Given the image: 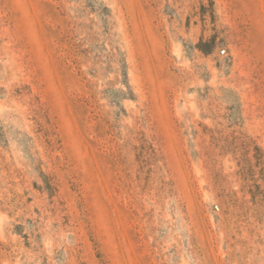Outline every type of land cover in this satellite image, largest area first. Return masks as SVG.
Segmentation results:
<instances>
[{"label": "rangeland", "instance_id": "1", "mask_svg": "<svg viewBox=\"0 0 264 264\" xmlns=\"http://www.w3.org/2000/svg\"><path fill=\"white\" fill-rule=\"evenodd\" d=\"M0 264H264V0H0Z\"/></svg>", "mask_w": 264, "mask_h": 264}]
</instances>
